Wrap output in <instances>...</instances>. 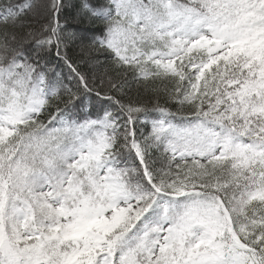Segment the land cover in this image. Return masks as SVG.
Instances as JSON below:
<instances>
[{
	"label": "snow or ice",
	"instance_id": "snow-or-ice-1",
	"mask_svg": "<svg viewBox=\"0 0 264 264\" xmlns=\"http://www.w3.org/2000/svg\"><path fill=\"white\" fill-rule=\"evenodd\" d=\"M0 264H264V0H0Z\"/></svg>",
	"mask_w": 264,
	"mask_h": 264
},
{
	"label": "trees",
	"instance_id": "trees-1",
	"mask_svg": "<svg viewBox=\"0 0 264 264\" xmlns=\"http://www.w3.org/2000/svg\"><path fill=\"white\" fill-rule=\"evenodd\" d=\"M66 18H67V22L70 25V27L77 24V20L75 19L74 15L72 13L66 14ZM77 43H79V42L77 41ZM68 51H69L70 55H74L78 51V49H77L75 44H72L69 47ZM98 71L102 72L103 68L99 69ZM130 95L132 96L133 99H140L141 101H147L148 100V97L143 96V95L138 97L136 95V91H135V87L134 86H133V91H132V93Z\"/></svg>",
	"mask_w": 264,
	"mask_h": 264
}]
</instances>
